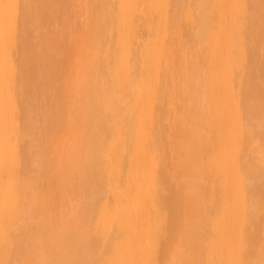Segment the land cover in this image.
<instances>
[{
    "label": "bare ground",
    "instance_id": "obj_1",
    "mask_svg": "<svg viewBox=\"0 0 264 264\" xmlns=\"http://www.w3.org/2000/svg\"><path fill=\"white\" fill-rule=\"evenodd\" d=\"M0 264H264V0H0Z\"/></svg>",
    "mask_w": 264,
    "mask_h": 264
}]
</instances>
